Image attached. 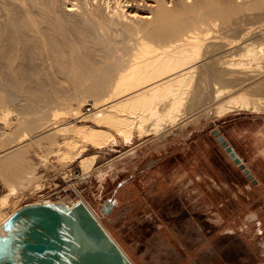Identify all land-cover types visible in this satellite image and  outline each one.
<instances>
[{
	"label": "bare ground",
	"instance_id": "1",
	"mask_svg": "<svg viewBox=\"0 0 264 264\" xmlns=\"http://www.w3.org/2000/svg\"><path fill=\"white\" fill-rule=\"evenodd\" d=\"M253 10L262 13L257 22ZM223 26H231L237 39L225 42L217 34ZM261 76L264 0H0V180H27L34 168L29 149L36 145L48 153L59 136L65 139L59 163L80 158L88 175L108 142L161 136L210 99L216 116L264 113V78L242 88ZM61 79L71 87L70 98L59 94L66 92ZM76 96L83 99L73 106ZM85 97L93 98L88 115L80 110ZM60 113L71 119L57 120ZM152 175L156 189L165 191L164 181ZM182 177L170 175L171 182ZM53 201L67 207L82 202L102 225L83 199ZM5 205L0 203V225L11 214Z\"/></svg>",
	"mask_w": 264,
	"mask_h": 264
},
{
	"label": "rangeland",
	"instance_id": "2",
	"mask_svg": "<svg viewBox=\"0 0 264 264\" xmlns=\"http://www.w3.org/2000/svg\"><path fill=\"white\" fill-rule=\"evenodd\" d=\"M174 1L168 0L171 5L180 0ZM251 12L247 17L253 14L257 22L261 11ZM243 20L246 26L252 25L253 20ZM228 28L213 31L219 36L222 33L225 42L233 36L237 39L232 27ZM62 82V88L66 85L63 90L70 91L69 83ZM66 92L59 94L66 97L71 93ZM79 97L71 101L73 106ZM92 100L87 97L80 105L85 115L94 111ZM206 102L197 117L180 121L161 136L135 134L131 144L120 139L108 142L98 150L88 175L80 168V158L64 162L65 166L59 163L56 157L64 147L62 136L49 149L52 152L33 145L26 156L34 164L25 174L27 180L7 184L0 180L4 212L10 214L44 198L83 199L134 264H264V113L234 110L216 116L212 110L215 101ZM59 119L71 117L60 113ZM213 129L232 146L256 180L254 184L216 142ZM257 136L262 140H255ZM177 171L183 177L171 182L170 175ZM100 172L105 174L103 178L98 177ZM154 172L167 185L165 191L156 189ZM161 229L167 236H160Z\"/></svg>",
	"mask_w": 264,
	"mask_h": 264
},
{
	"label": "water",
	"instance_id": "3",
	"mask_svg": "<svg viewBox=\"0 0 264 264\" xmlns=\"http://www.w3.org/2000/svg\"><path fill=\"white\" fill-rule=\"evenodd\" d=\"M216 142L254 184L256 180L218 130ZM108 213V211H106ZM0 264H132L82 202L24 204L0 225Z\"/></svg>",
	"mask_w": 264,
	"mask_h": 264
},
{
	"label": "built area",
	"instance_id": "4",
	"mask_svg": "<svg viewBox=\"0 0 264 264\" xmlns=\"http://www.w3.org/2000/svg\"><path fill=\"white\" fill-rule=\"evenodd\" d=\"M71 201H73V200H70L69 202H71Z\"/></svg>",
	"mask_w": 264,
	"mask_h": 264
}]
</instances>
